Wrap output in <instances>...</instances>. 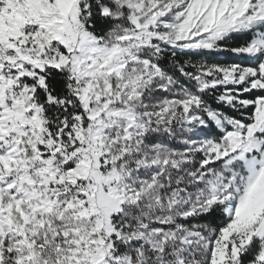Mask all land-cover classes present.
Returning a JSON list of instances; mask_svg holds the SVG:
<instances>
[{
	"label": "snow or ice",
	"instance_id": "snow-or-ice-1",
	"mask_svg": "<svg viewBox=\"0 0 264 264\" xmlns=\"http://www.w3.org/2000/svg\"><path fill=\"white\" fill-rule=\"evenodd\" d=\"M0 264H264V0H0Z\"/></svg>",
	"mask_w": 264,
	"mask_h": 264
}]
</instances>
